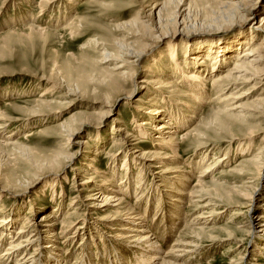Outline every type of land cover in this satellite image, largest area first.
I'll return each mask as SVG.
<instances>
[{
  "label": "bare ground",
  "instance_id": "bare-ground-1",
  "mask_svg": "<svg viewBox=\"0 0 264 264\" xmlns=\"http://www.w3.org/2000/svg\"><path fill=\"white\" fill-rule=\"evenodd\" d=\"M22 1L26 2L27 0ZM133 1L139 5L145 0ZM15 2V0H3L0 11L2 8L5 11L10 7L13 8ZM32 2L36 3L39 11L35 17L28 15L23 17L22 21L25 20L27 25L24 28L27 31L45 33L44 27H36V19L48 11H56V7H58L59 13L62 12L63 18L69 13L71 14L68 12L71 7L70 0H65L63 5L61 0H32ZM110 3L111 0H87L85 6L103 9ZM146 7L149 8L148 11H145ZM146 7L139 10L129 22L111 27L108 38L94 35L93 38L91 37L92 39L87 40L84 47L80 48L81 51H98L102 57L100 63L109 59L110 67L108 65V67L95 69L98 74V82L106 89V94L100 97L94 95L99 100L91 103L95 105L99 103L101 107V111L97 115L90 116L84 112L80 115L69 114L60 121L50 125L45 124L46 127L38 131L39 134L49 135L50 138L59 140L57 150L48 154L39 153V151H32L14 141L12 138L15 137V132L4 135L5 130L9 129L13 122H30L34 118L45 121L44 117L74 109L80 103L77 102L78 100H86L83 94L77 95L78 93L65 89L57 81L56 73L51 72L48 78L39 79V82L46 85L40 93L35 95V99L30 101L33 110H29L25 117L12 119L1 112L0 148L15 149L16 146H21L23 149L20 152L29 160L27 163L30 168L28 175H32V178L28 182L20 180L15 184L16 179L12 180L11 176L4 177V184L0 182L2 196H13L15 199H19L20 195L27 193L28 188L32 187L35 180L40 179L39 174H42L41 177L50 174L57 175L58 179L52 184V187L55 184L60 185V180L64 179L63 174L66 167L70 165L77 152L82 153L81 148H85L89 152L92 148L96 150L94 154L97 155L99 149L102 151L105 141L103 136H95L94 144H90L87 139L73 142L77 140L75 138L84 128L91 127L89 122L91 119L97 118L95 125H92L97 128L111 116V100L116 99L117 101L124 97L126 104L137 102L135 115L131 118L136 120L132 130L128 129L129 122L127 123V120L126 122L119 121L118 123L121 125L117 127L112 125L111 129L114 131L110 133L112 142L109 148L112 151L107 157L110 163V172L101 171L94 167L95 165L90 161L86 164L87 169L81 168L83 169L81 171L79 166L72 169L75 180L71 181V188L77 187V193L75 192L74 197L68 200L67 207L70 210H67L61 218L58 216L55 219L54 216V213L63 206V199L58 194L56 187L48 197L51 201L53 197L58 198L59 202L57 200L56 208L45 213L40 219L37 220L32 208V204L39 201L35 197L30 200L29 217H25L21 221L19 229L13 231L12 228L15 227L13 219L0 218V234L8 235L7 241H5L7 242L6 249L0 253V264H63L61 256H58L62 251L57 247L59 237L62 236L61 238L66 242L81 237L83 240L86 236L85 231L92 226L97 231L101 230L106 237L120 242V245L126 244L137 250L140 255L137 258L138 264H178L185 255L195 252L196 249L212 247L217 243L231 239L235 244L228 246V257H231L226 264H264L261 258L264 255V194L257 200L253 196L258 181L261 179L260 172L264 160V0H160L154 5L148 3ZM256 17L259 19L257 26L249 28L248 32L238 30L225 40H207L197 45L200 51H196L197 53H190L192 45L187 42L188 40H185L182 42L183 49L176 52L179 43H174L175 41L187 36H196L195 34H186L189 32L187 29L193 25L201 28L236 25L243 28ZM251 18L253 19L251 20ZM55 21L56 24L60 21L58 14ZM9 22L11 23V20H3L2 25H8ZM197 22H202V24ZM15 23L18 22L13 21L4 36L22 35V32L18 31L19 28L13 26ZM88 26V20L85 17L74 14L63 29L68 33L67 37L78 39L86 32ZM115 32L118 34L115 35ZM202 45L205 49L208 48L200 50ZM163 46H165V52L158 56L156 63H160L159 61L167 53V55H171L170 65L164 68L140 67L145 60L153 56L157 49L160 50ZM242 48L243 51L237 54V50ZM231 49L233 50L232 55H228V51ZM235 55L237 56L234 58L232 66L224 70L230 58ZM82 56L87 55L83 53ZM183 59L185 60L183 61ZM96 63L91 60L90 66L94 67L97 65ZM140 70L144 78L139 82L141 87H138L135 76ZM161 71L167 75L160 73ZM208 76L211 78L210 81H207ZM136 86L137 89H141L145 93L141 99L132 100L131 97ZM206 99L207 101H205ZM205 106V109H208V112L213 116L211 120H204L202 114L199 115L202 112V107ZM183 108L189 109L191 113L184 111ZM184 112L189 114L184 116ZM138 118L142 120L138 121ZM213 121L220 126L233 121L232 126L237 124L238 128L243 130V138L247 140L260 136L258 141H263L262 149H258L252 156L240 158L238 163L227 170L235 177L223 184L218 182L220 176L217 171L228 160L227 148L217 149L223 154L219 157L212 156L207 167H203L204 159L207 157L205 152L201 160H197L199 162L192 164L194 169L199 167L200 171L193 188L185 198L175 193H173L176 195L174 197L166 196L164 192L168 193L165 188L169 184L183 182L181 176L169 170L166 164L178 159L180 154L189 151V147L184 146V149H181L179 146L180 140H183L187 134L176 138V133L193 125L188 134L202 137L199 129L203 131V129L212 128ZM227 132L225 139L230 143L236 139V135L234 132ZM31 135H26L23 139H28ZM72 144L77 145L76 153L70 152ZM191 145L193 149L189 152L194 153L196 150L206 147L207 141L194 142ZM218 153L216 152V154ZM86 159L90 160V157L86 155L81 158V160ZM92 160L94 159L91 158ZM118 162L121 163L116 168L115 165ZM134 168H137L134 178L132 174L130 177H124L122 171H126L130 175V170ZM145 168L149 169L147 174L144 172ZM31 171L32 173H30ZM81 174L83 175L80 182H76L77 176L80 177ZM143 180H149L151 186L157 180L160 183H157L155 187L159 190L152 187L142 188ZM213 180L217 182L214 183ZM132 181H136L135 187H131ZM76 183L82 187L78 188ZM227 184H231V186L227 187ZM138 191H141L137 199L139 203L144 196L160 194L159 196L164 197L171 207H180L186 202V205L192 206L195 211V217H192L190 221V225H197V229H194L195 232L190 231L185 236L188 227L183 228L184 230L175 241L173 249L170 252L167 250L168 253L164 257L161 256L159 243L154 242L149 236L150 234H147V229H144L141 222L143 219L135 215L134 212L138 210L133 211L132 207L126 203L127 197L132 195V192L136 194ZM81 192L86 193L82 195ZM159 198L157 197L158 200ZM137 201L134 200L133 204ZM141 204L140 206H142ZM19 208L16 204L12 210L14 213H19L22 210ZM160 208L162 209V207ZM230 208L234 210L231 212L227 225L216 230L223 233V236L211 234L202 237V233L217 229L210 227L217 225L224 212ZM164 210L163 212H165ZM3 211L4 207L0 203V213L2 214ZM91 238L93 237L91 236ZM205 243L208 245H204ZM63 252L65 253V251ZM252 253H254L253 257H251ZM65 255L68 254L65 253Z\"/></svg>",
  "mask_w": 264,
  "mask_h": 264
},
{
  "label": "rangeland",
  "instance_id": "rangeland-1",
  "mask_svg": "<svg viewBox=\"0 0 264 264\" xmlns=\"http://www.w3.org/2000/svg\"><path fill=\"white\" fill-rule=\"evenodd\" d=\"M15 1L17 2V3L15 2V4L17 5L14 4L13 8L10 7V9L8 8L6 11L4 10V8H2L0 11V114L1 112H3L4 115L12 119L25 117L28 114L29 110H33L30 101L34 100L35 95L40 93L44 89V86L46 85L45 83L39 82V79L45 77L48 78L51 72L57 74L55 76L57 81L61 83L65 89L72 90L74 93H78L77 95L83 94V96L86 97V100L85 99L78 100L77 102L80 103L77 104V107H75L74 109L71 108L70 110L63 111L58 115H49L48 117H44L45 121H42L41 119L38 120L36 118L32 119V121L30 122L17 121V122H13V124L9 127V129L5 130L4 133L5 136L15 132V137L12 139L16 141L19 145L27 149L29 148L32 151H36V152L39 151V153L48 154L49 152L58 149L57 144L60 143V141L57 139L50 138L49 135L46 136L45 134L38 133L39 130H42L46 127L45 124L50 125L54 122L60 121L63 118L67 117L69 114L80 115V113L84 112L90 116H93V115H97L101 111L100 110L101 107L99 106V103H97L96 105L94 103H91L92 101L99 100L98 98H95L94 95H96V97H100L106 94V89L98 82V74L95 72V69L108 67V65L110 67L111 63H109L108 58L103 61L104 63H100L102 62L100 60L102 59V57H100L101 55H99L100 53H98V51L95 52H92L90 50L81 51L80 48L84 47L86 45L87 40L90 39L91 37L93 38L94 35H98L102 38H108L110 34L109 30L111 29V27L129 22L132 18H134L133 16H135L139 10L145 8L148 3L154 5L160 0H145L143 3H139V5L135 4L133 0H111L110 5L103 9H101V7L93 6V8H91L85 6L87 0H70L71 7L69 8L68 12H71V14L69 13L64 18L62 16V12L59 13L57 11L58 7H56V11L54 12L48 11L45 15L36 19L37 21L36 22L37 24H35L36 27L45 28V33L43 34H39L35 31L25 30L24 26L27 24L25 20L22 21L23 17L27 15L29 17L31 16L35 17L38 14L37 12L39 11V9L36 3L32 2V0L31 2L30 0H27L26 2L22 0H15ZM2 2L3 0H0V7ZM61 2L62 5L65 4V0H61ZM148 10L149 8L146 7L145 11ZM3 11L5 12L3 13ZM57 14L60 20L58 24H56L55 21L57 18ZM74 14H79L81 17L82 16L85 17L88 20V24H89V26L86 28V32L78 39H71L69 38V36L67 37L66 34L68 33L63 29L64 25L68 22L69 19L72 18V15ZM252 19L253 18H251V20ZM3 20H11V23L13 21L18 22L12 25L17 26V28H19L18 31L22 32V35H16L14 37L4 36V33H6L7 28L11 26V23L9 22L8 25H2ZM198 20L202 21V19L200 18H198ZM258 21L259 19H257L256 17L254 18L253 21L249 22L243 28L236 25L229 27H206V28H201L200 26L193 25L187 29L189 32H187L186 34H195L196 36H187L179 41H175L174 43H179L178 46L176 47V52L178 53L179 49L182 50L183 49L182 42L188 40L187 42L191 43L192 45L190 49L192 50V52L190 53L193 52L197 53L196 51H199L198 49L199 47L197 45H200L206 42L207 40H214V41L225 40L228 37L230 38L232 35H234V33L238 30H244L248 32L249 28L257 26L256 24L258 23ZM197 23L202 24V22H197ZM116 32L115 35L118 34ZM35 34H37L38 36ZM193 37H197V38L193 39ZM229 40L233 41L232 39ZM202 49L206 50L204 45L201 46L200 50ZM237 51H238L237 54H239L241 53V51H243V48ZM164 52H165V46H163L160 50L157 49V51L153 54V56L150 57V59L148 58L147 60H145L140 65V67L156 66L159 68L160 67L164 68L165 66L170 65L171 55H167V53L164 54V57L159 61L160 63L158 64L156 63L158 56ZM232 52H233L232 49L229 50L228 55H232ZM83 53H85L87 56L83 57L82 56ZM236 56L237 55L232 56L233 59L230 58L228 65H226L224 70H227L230 68V66H232V63ZM91 60L96 61L97 65H95L94 67L90 66ZM184 60L185 59H183V61ZM140 72L141 70L135 76V81L137 80L138 87H141V84L139 82L144 78L143 74ZM160 73L167 75V73H165L164 71H161ZM210 79L211 78L208 76L207 81H210ZM143 93L145 92L142 91L141 89H137L136 86L135 90L133 91V95L131 99L132 100L141 99L143 97ZM119 100L120 99L116 101V99H114L110 101V105L112 107V114L108 119H106V121L102 125H100L97 128L93 127L92 125H95L97 118L91 119L89 121L91 123V127L84 128L80 132V135L75 138L77 140H74L73 142L75 143V141H81L83 139H87L88 142H90V144H94L93 139L95 136L97 135L103 136L105 138V141L103 144L102 151L99 149L97 155L94 154V151L96 150L92 148L90 149V152L87 151L85 148H81L80 150L82 153H80V151L78 153L77 145L72 144L70 146V150H71L70 152L71 153L77 152V153L75 158L70 163V165L66 167V170L63 174L64 179L60 180L61 182L60 185L55 184L52 187V184L56 182L58 179L57 175L50 174L41 177L42 174H39L40 179L35 180L32 187L28 188L27 193L24 195H20L19 199H15L13 196H2V194L0 193V203L4 207V211L2 212V214L0 213V218L4 219L6 217L8 220L13 219V221L15 222V227L12 228L13 231L20 228L21 226L20 223L25 217H29L30 214L29 209L31 205L30 200L32 197L39 199V201L32 204L33 211L35 212L34 215L37 218V220L40 219V217L43 216L45 213L51 212L52 209L56 208L55 206L59 202V199L58 198L55 199L53 197L51 201L50 197H48L51 194V191H53L54 187L57 188L58 194H60V197L63 199V206H61L58 212L55 210L56 211L55 213L57 214L56 215L54 213L55 219H57L58 216H60L61 218L67 212V210L68 211L70 210V208L67 207L68 200L74 197L77 188V187L71 188V181L75 180L73 179V176H75L72 171L73 168H77V166H79L80 169L81 168L87 169L86 164L88 163V161H90L93 165H95L94 167L100 169L101 171H104L106 173L110 172V163L107 157H109V155L111 154L110 152L112 151L109 150L110 144L112 142L111 141L112 134L110 133L111 131L112 132L114 131L111 129L112 125L113 127H117L121 125V123H118L119 121L124 120L123 122H126L127 120V123L129 122L127 124L128 129L132 130L133 125L136 122L135 119L132 120L131 118L133 117V115H135V105L137 102L134 101V102H129V104H126L124 97H122L120 101ZM205 101H207V99ZM7 103H9V105H6ZM128 105L131 106L129 107ZM205 108L206 106L202 107V112H200L199 115L202 114L203 116L202 118L204 120H211L213 116L208 112V109ZM183 109L184 111L186 110L189 113H191L189 109L187 108H183ZM189 113L184 112V116H186ZM137 120L141 121L142 119L138 118ZM233 123L234 122L232 121L230 124L220 126L217 122L213 121L212 128L203 129L204 132L201 129H199V132L201 133L202 137L192 136V134H188V131L190 130V128L193 127V125H191L189 128L181 129L176 133L175 135L176 138H179L182 135L187 134L186 137H183V140H180L179 146L181 149H184L183 147L185 146V147H189V151H190L193 149L191 144L199 141H207V145L202 149L200 148L196 150L194 153L185 151L186 153L180 154L178 159L172 162H168L166 164L169 170L173 171V173H175L176 175L181 176L183 180V182H178L177 184L175 183L169 184V186L165 188V190L168 191V193L164 192L166 196L174 197L176 196L175 194H178L179 196L185 198L187 193H189V191L193 188V184L195 183V180L197 179V175L199 174L200 171L199 167L197 169L196 168L194 169L192 167V164L194 162H199L197 160H201L202 155H204L205 152L207 157L204 159L205 162L203 164V167H207V165L210 163L212 156L219 157L223 154V152L218 151L217 149L227 148V152L229 154L227 157L228 160H226V164L217 171L219 173L218 175L220 176L218 182L223 184L224 182L230 181L235 177L233 173L228 172L227 170L231 169L235 163H238L240 158L245 156L248 157L252 156L253 153H255L258 149L260 150L262 149L261 145L263 141H258L260 136H256L252 140L244 139L242 134L243 130L238 128L237 124H234V126H232ZM97 131L99 132L98 134L96 133ZM227 131H229L230 133L234 132V134L236 135L235 137L236 139L234 141H231L230 143L226 142L225 139L226 133H228ZM25 134L26 135L32 134V135L28 139H23L24 136H26ZM246 143H248V145H246ZM21 146H16L15 149L0 148V182H2L3 184L5 182L4 179L5 176L8 177L11 176L12 180L16 179L15 184L20 182V180H25L28 182L29 179L32 178V175L30 176L28 175L30 168L27 163H29L28 162L29 160L25 155H23L22 152H20V150L23 149ZM216 152L219 153L216 154ZM86 155L90 157V160L87 159L81 160V158ZM91 158L94 160L91 161ZM121 162H118L115 165L116 168L119 167ZM262 164L263 166L260 172L261 179L260 181H258V184L256 186V191H254V195H253L256 200L259 199V197L264 194V160L262 161ZM83 169H81V171ZM136 169L137 168L130 170L129 173L130 175H128L126 171H122V173L124 172L123 173L124 177H130L132 174V177L134 178ZM148 171L149 169L145 168L144 172L146 174ZM30 173H32V171ZM82 175L83 174H81L80 177L79 175L77 176L76 182H80ZM135 182L132 181L131 187H135L134 185ZM154 182L155 183H152L151 186L149 180L147 181L143 180L142 184L144 186H142V188L152 187L156 190H159L157 189V187H155L158 181L156 180ZM213 182L216 183L217 181L213 180ZM76 186H78V188L82 187L81 185H79V183H76ZM229 186H231V184H227V187ZM141 191L140 192L138 191L137 192L138 194L137 193L134 194V192H132V195L127 197L126 203L132 207L133 211L138 210L136 211L137 214L136 212H134L135 215L143 219L141 222L144 225V229L145 230L147 229L146 230L147 234H150L149 236L153 239L154 242H156L157 244L159 243L158 246L161 248V249L159 248L160 253L162 252L161 256L164 257L168 253V251L170 252V250L173 249L174 244L176 243L175 241L178 239V237L184 230L183 228H185L186 226L188 227V230L185 231L184 234L185 236H187L186 233L190 231H194V229H197L196 224L190 225V221L192 217H195L194 216L195 211L193 210L192 206L188 207L186 205V202L185 205H182L180 207L179 206L176 208L171 207L168 205V201L166 202L164 197L163 199L162 197L159 196L160 194L157 195L151 194L147 197L144 196L142 197L139 203V200L137 201V199L139 198L138 195H140ZM83 193L85 194L86 192H81L82 195ZM157 197L158 198L160 197L159 200L157 199ZM134 200L137 201L135 204H133ZM16 204L18 208L20 207L22 209L20 210L19 208L20 210L19 213H14V211L12 210L16 206ZM140 204L142 206H140ZM155 206L156 208L160 206L162 207V209L160 207L156 209ZM165 206H167V208H165ZM163 210L165 212H163ZM180 210H182L181 214H180ZM232 210L234 209L230 208L227 212H224L220 221H218L217 225L215 226L213 225L212 227H210L217 229H213L211 231L202 233L201 236L206 237L211 234L217 236H221V235L223 236V233L216 230L220 229L219 227L227 225ZM174 212L176 213V215ZM172 215L174 218L172 217ZM17 218L18 220H16ZM153 222H155L156 224ZM148 230L150 231V233ZM85 232H86V236L88 237L85 236L83 240L81 237L76 239L77 241L72 239L71 241L66 242L61 238L62 236L59 237V242L57 247L58 250L60 251L62 250V251L60 254H58V256H61L62 258L61 260H63L62 261L63 264L65 262H66L65 264H79V263L80 264L82 263L83 264H129V263L138 264L137 258L140 257V255L137 250L128 247L126 244H123L122 242L121 244L123 245H120V242L114 241L113 239H111V237H106L101 230L97 231V229H95V227L93 226L90 227V229L88 228ZM105 232H107V230H105ZM152 233L154 236L152 235ZM91 236L93 238H91ZM7 238L8 235L0 234V241L2 242V243L0 242L1 244L0 253L1 251L4 252L3 250L6 249L7 242L5 241H7ZM108 238H110L111 240ZM188 240L191 241V239ZM60 242L62 243L60 244ZM233 244H235L234 240L231 239L222 243H217L212 247L211 246H206L205 248L201 247L199 249H196L195 252L194 251L192 252L191 250L192 253H188L187 255H185L184 258L181 259L182 261H180V263L178 264L181 263L182 264L184 263L185 264L186 263L187 264L188 263L189 264H226L229 260V257H231V256L228 257L229 254L227 250L228 246H232ZM249 244L250 243L248 242V245ZM204 245H208V244L205 243ZM63 251H65V253H67L68 255H65ZM163 251L166 253H164ZM32 253L34 254L33 251ZM253 256L254 253L251 254V257ZM185 257L186 259L189 258L191 260L187 259L188 260L187 261ZM75 258L77 260H73ZM261 258L263 260L262 263H264V255H262Z\"/></svg>",
  "mask_w": 264,
  "mask_h": 264
}]
</instances>
